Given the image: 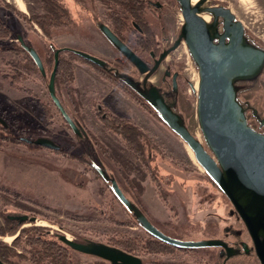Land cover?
Returning <instances> with one entry per match:
<instances>
[{
    "label": "rangeland",
    "instance_id": "rangeland-1",
    "mask_svg": "<svg viewBox=\"0 0 264 264\" xmlns=\"http://www.w3.org/2000/svg\"><path fill=\"white\" fill-rule=\"evenodd\" d=\"M5 1L12 8L5 7L0 0V22L10 29V35L0 36V117L8 124L7 132L1 130L3 126L0 124V232H4L0 240L11 246L19 239L22 230L40 227L50 230L52 238L58 232L72 240L86 239L111 244L118 239L130 238L145 244L151 238L149 234L138 225L116 199L109 185L85 161L92 157L88 150L89 142L79 139L72 132L52 102L47 88L51 70L48 69L46 78L35 71L29 72L27 78L21 79L19 83L13 81L15 71L29 65L25 54L10 50L19 44V34L38 51L42 60L53 58L54 54L50 50L53 44L55 48L86 51L111 64L127 68V64L97 26L100 22L111 27V6L104 5L100 0L81 4L75 0H65L76 25L54 29L52 38L47 39L38 26L34 25L32 30L29 23L15 11L27 16L41 14L43 10L38 0H21L28 9L26 12L18 8L15 0ZM147 1L164 6L157 12L151 8L150 13L146 10L148 27L159 39L164 36L168 41L175 40L183 23L177 0ZM211 1L230 7L247 32L264 46V0ZM116 10L122 17H127V26L136 30L125 10L118 6ZM122 35L133 39L130 30L123 31ZM61 57L72 67L71 89L78 104V112L74 111L76 107L70 101V91L67 95L56 87L58 97L71 117L102 145L110 148L121 164L125 165L127 160L134 161V157L122 139L111 133L109 125L102 122L97 113L98 106L119 119L134 123L157 144L160 152L152 160V167L160 180L154 182L144 167H141V172L145 174L143 180L137 178L136 173L128 171L130 178L135 180L134 193L126 186L118 167L108 163L102 156L106 169L115 176L126 195L138 204L155 226L182 241L220 239L231 244L239 240L250 244L243 223L230 201L211 181L190 153L192 150L179 136L146 104L107 74L72 53L63 52ZM168 62L179 65L174 67L182 74L179 81L182 110L189 129L195 135L197 132L203 141L196 118L197 89L194 87L199 75L187 46L183 43L167 59ZM166 68L163 66L157 72L154 76L156 79L153 77L154 84L159 83ZM239 85L241 91L255 89L257 94L254 100L259 106L264 105V71L258 78L243 81ZM251 96L248 93L247 98ZM243 98L239 95V99ZM22 137L31 140L50 138L62 147V151L56 152L20 141ZM135 164L139 163L135 161ZM141 188L144 189L142 193ZM16 215L36 217L37 221H28L19 226L18 222L9 219ZM41 222L46 225L39 224ZM9 237L12 239L9 240ZM21 241L17 242L16 251L28 254L29 247ZM219 250L208 247L183 251L168 247L156 252L146 251L142 259L145 264H219ZM73 257L77 264L97 261L75 251ZM28 258H16L15 261L31 264ZM227 264L259 262L255 254L241 252L228 260Z\"/></svg>",
    "mask_w": 264,
    "mask_h": 264
},
{
    "label": "water",
    "instance_id": "water-1",
    "mask_svg": "<svg viewBox=\"0 0 264 264\" xmlns=\"http://www.w3.org/2000/svg\"><path fill=\"white\" fill-rule=\"evenodd\" d=\"M206 1L200 0L192 4L191 0H177L183 17L179 36L170 48L161 53L153 67L148 66L107 24L99 22L97 26L101 34L144 77L143 81L137 78L134 81L132 77L125 76L130 81L129 85L146 100L161 121L188 145L198 164L230 201L243 223L250 244L239 240L242 247L237 248L238 243L231 244L220 239L182 241L173 238L150 221L105 166L94 167L138 225L155 239L179 249L219 248V264H227L228 260L241 252L255 254L258 262L264 264V133L249 123L245 106L239 99L242 87L237 84L254 80L262 74L264 50L247 42L245 26L230 7H206ZM204 15H211L213 21L209 23ZM221 18L223 33L219 29ZM17 40L32 58L42 77L46 78L48 74L38 51L28 45L22 35H17ZM183 43L198 70L196 118L203 141L189 129L185 115L176 111L175 105L172 107L168 104L157 84L152 82L163 67V61ZM51 48L55 61L47 84L49 96L73 133L83 140L84 130L66 111L57 95L59 56L62 52L69 51L104 70L112 69L107 60L95 54L73 48H55L53 45ZM176 77L177 75L174 76V92L178 90ZM0 124L8 128L1 117ZM20 141L56 152L62 151V147L50 138L31 140L22 137ZM9 219L20 225L37 221L36 217L28 215H16ZM58 238L75 252L109 264H145L141 257L103 242H78L65 234H58Z\"/></svg>",
    "mask_w": 264,
    "mask_h": 264
},
{
    "label": "trees",
    "instance_id": "trees-1",
    "mask_svg": "<svg viewBox=\"0 0 264 264\" xmlns=\"http://www.w3.org/2000/svg\"><path fill=\"white\" fill-rule=\"evenodd\" d=\"M38 1L43 10V13L41 14L27 16L22 12L20 11L18 12V10H15L20 16H22L29 23L32 30L34 29V25H36L42 31L44 37H46L47 39H51L53 36L54 29L74 27L76 25L75 19L73 17V13L71 12L65 0H38ZM75 1L81 4L82 2L85 3L87 1H94V0H75ZM100 1L106 6H111L109 8H112V13L110 15V18L112 21L111 28L114 30V32H116L119 36H121L123 40L127 41V43L133 42L134 40L133 39L130 40L129 38L124 37V35H122L123 31L130 30L133 37L135 38L139 37V34L136 30H133L131 29L130 26H127L126 24L127 17H122L119 14L120 12L116 10V6H118L120 9L125 10V12L128 14V17L131 18L133 22L140 25L145 30V32L148 33V37H146L147 40H144V42L146 47H151V45L154 43V34L156 33L152 31L151 28L148 27V25L146 24L147 21L145 19V13L147 8L146 7L147 0H100ZM1 2L5 5V7L9 9L12 8L11 4L7 3L5 0H1ZM5 35H10V29L4 26L0 22V36H5ZM139 38H141L142 40L145 39L142 38V36ZM51 45H50V50L53 53V49L51 48ZM10 50H14L17 53L25 54L27 56V61L29 60V65L23 67L22 70L20 69L15 71L13 81L16 80L19 83L21 79L25 80L27 78L29 72H35V71L40 72L38 67L32 60V58L21 47L20 44H17V46L13 47L12 49L10 48ZM43 63L46 72H48V69L52 71L54 66V55L53 58L49 57L48 59H43ZM90 64L96 67L97 69H99L102 73L107 74L102 68L92 63ZM72 80H73L72 67L65 59L60 58L59 66L56 74V87H58L60 91H64L65 93H67V95L69 94L68 91L71 92V95L69 94V96L72 98L70 101L72 103V106L74 108L76 107V110L74 111L78 112L77 110L78 104L75 98L72 96V92H73L71 89ZM123 88L126 89L125 87ZM147 108L150 109L160 119V117L154 112V110L149 105H147ZM115 122H116L115 124L114 123L112 124L107 123V124L111 126L113 131L117 132L122 136L128 147L130 148L132 155L134 156L135 159H137L139 164L138 166H136L134 165L133 161L130 160H127L125 162V165L121 164L120 161L115 160L114 162V160H112V157H109L108 151L106 152V149H104V147L102 149V153L106 156L108 155V157L111 158L113 164L116 167H118V169L120 170L119 174L122 176L123 181L125 182L128 189L133 193L136 187V185H133L135 183V180L130 178L128 171H132L136 173L137 178H141L140 180H143L145 179V174L144 171L141 172L142 170L141 167H144V170L147 169L153 181L158 183L160 178L155 173L152 167V160L155 158V155L160 152L158 147L154 144L153 140L134 123L130 121H126V120L122 121L118 119H116ZM2 129L4 132L8 131L7 128L5 127H2L1 130ZM85 161L88 163L87 160ZM142 192H144L143 188H141V193ZM18 225L21 226L20 224ZM49 233L50 230L48 229H44L40 227H32L22 230L21 236L16 242H14V245L9 246L8 244L0 240V262H3L5 264H20L19 262L15 261L16 258H19L21 260H23L24 258L26 260V258L29 257L28 260H30L31 264H77L73 257L74 250H72L69 246H67L66 244H64L59 240L58 238L59 233L58 232L55 233L53 238L50 237ZM0 235L4 236V232H0ZM46 236H48L49 238H47ZM149 236L151 238L145 244H143L142 242L136 239L122 238L116 240V242L111 243L109 245L123 249L129 254L141 258H143L144 254H146V251L156 252V251H160L163 248H168V247L183 251H193L190 249L176 248L174 246H171L169 244H166L164 242L155 239L151 235ZM23 237L25 238L23 241H21ZM75 240L78 242L87 241L86 239H75ZM20 241L23 242L25 246L29 247L28 254L23 252L19 254L16 251L15 246L17 242L19 243ZM24 250H26L25 247ZM89 264H109V263L97 259V261L91 262Z\"/></svg>",
    "mask_w": 264,
    "mask_h": 264
},
{
    "label": "flooded vegetation",
    "instance_id": "flooded-vegetation-1",
    "mask_svg": "<svg viewBox=\"0 0 264 264\" xmlns=\"http://www.w3.org/2000/svg\"><path fill=\"white\" fill-rule=\"evenodd\" d=\"M148 6V7H147ZM204 6L206 7H219V6H225L227 7L226 5H223V4H219V3H215L211 0H207L205 3H204ZM146 10L149 11L150 8L152 9V11H155L157 12L158 10H161L164 6L163 4L161 3H155V2H152V1H146ZM20 9V8H19ZM21 10V9H20ZM22 11V10H21ZM23 12H26V11H23ZM150 13V11H149ZM145 16H146V13H145ZM210 17V19L208 20L209 23H211L213 21V17L211 15H208ZM204 17V16H203ZM109 26V25H108ZM133 26L134 28H136L138 34H139V37L142 36V38H145V39H141L139 37H133V42H130V43H127V41L123 40V38L121 36H119L116 32H113L120 37V39H122L148 66L150 67H153L156 63V61L160 58V55L162 52H164L166 49L170 48L174 42L176 41V39L178 38H175V40L173 39L172 41H168L164 38V36H160V39L157 37V34H154V43L151 45V47H146L145 45V42L144 40H147L146 37H148V33L145 32V30L140 26L138 25L137 23L133 22ZM219 29H220V33H223V19L221 18L219 20ZM181 30V28H180ZM180 33V31H179ZM245 37L247 39V42L249 44H252V45H255L261 49L264 50V46L259 42L257 41L255 38H253L246 30L245 28ZM105 38V37H104ZM135 38V39H134ZM106 39V38H105ZM107 40V39H106ZM228 42V40H226ZM107 42L112 46V48L114 49V51L122 58V60L127 64V68H122L121 66L119 65H114V64H111L110 62H108L110 64V68L112 69V71H108V70H104L113 80L116 81V83L119 84L120 82V86L123 88L125 87L128 91H130L132 93V95H134L138 100H140L143 104H147L149 105L146 100L137 92L135 91L130 85H129V80L127 77H132L133 80L135 81L134 78H137V80H144V77H141V75L138 73L137 69L134 67V65H132L122 54H120L114 47L113 45L107 40ZM215 42L217 43L218 40H215ZM131 45V46H130ZM65 52H69V51H65ZM63 53V52H62ZM61 53V54H62ZM69 53H72V52H69ZM175 52L171 53L164 61L163 63L161 64V66H167V68L165 69V71L163 72V74L161 75L160 77V80H159V83L157 84L158 88L161 90L165 100L168 102V104H170L172 107L173 105H175L176 107V111L180 112V113H183V110H182V101H181V98H180V79L182 78V74H181V71L177 68H175L174 66H179V65H175L173 62H167V59L173 55ZM54 54V52H53ZM61 54L59 56V61H60V58L61 57ZM74 54V53H72ZM75 55V54H74ZM77 56V55H75ZM79 57V56H78ZM191 57V56H190ZM81 58V57H80ZM55 61V60H54ZM194 66H196L194 63H193ZM177 75L176 77V81H177V85H178V90L177 92H174V88H173V85H174V76ZM127 76V77H125ZM241 83V82H240ZM239 83V84H240ZM238 84V83H237ZM238 84V85H239ZM123 85V86H122ZM240 86V85H239ZM141 88H145L144 86H141ZM248 93H250L251 95H253V97L251 96L249 99L247 98V95ZM256 94H257V91L255 89H248V90H244V91H240L239 92V95L243 98L242 100L240 99V102L244 104L245 106V109H246V113H247V116H248V121L249 123L254 126L258 131L264 133V126H262V121L264 120V105L263 106H259L257 104V101L254 100V98H256ZM62 102V101H61ZM63 104V103H62ZM150 106V105H149ZM151 107V106H150ZM152 108V107H151ZM66 109V108H65ZM58 110V109H57ZM155 112V111H154ZM97 113L100 114L101 116V120L103 123L107 124H112V123H116L115 120L118 119V120H124V119H119L116 115H113V114H109L107 113L104 108L102 106H98V110H97ZM185 114V113H183ZM261 114V116H260ZM64 119V118H63ZM65 121V120H64ZM66 122V121H65ZM78 125L80 127H82V129L84 130V133H83V137L82 139L89 142V147H88V150L90 151V154H92V157L91 155H87L89 157H91V159H85L88 161V165L92 168V170L94 172L97 173L98 176H100V178L103 180V178L101 177V175L99 174L98 170L94 167L95 165H103L105 166V163H104V160H102V156L103 158H106L105 160L108 162V163H112V160H115L116 161H119L116 156L114 155L115 153H113V151L110 149V148H107L106 146L102 145L101 142L98 141V139L91 133H88V131L84 128V126H82L79 122H77ZM67 124V123H66ZM68 125V124H67ZM69 126V125H68ZM70 128V127H69ZM142 130V129H141ZM109 131L111 133H113L114 135H117L118 137H120L122 139V141L124 142V145L125 147L130 151V148L128 147V145L126 144V142L124 141V139L122 138V136L120 134H118L117 132L113 131V129L111 128V126H109ZM143 131V130H142ZM73 132V131H72ZM86 133V134H85ZM145 133V132H144ZM146 134V133H145ZM152 139V138H151ZM153 140V139H152ZM154 142V140H153ZM154 144L157 146V144L154 142ZM106 149V152L108 151V155L109 157H112V160L111 158L108 157V155H104L102 153V149ZM131 152V151H130ZM94 157V158H93ZM134 157V156H133ZM135 161H137V159L134 158V165L135 164ZM139 163V162H138ZM138 166V165H136ZM118 172L120 173V170H118ZM221 192V191H220ZM15 221V220H13ZM17 222V221H16ZM238 243V247L237 248H240L242 247L240 243V241L236 242ZM232 246V245H231ZM220 251V250H219ZM219 256V252L217 254V258ZM214 264H218L217 263H214ZM260 264V263H259Z\"/></svg>",
    "mask_w": 264,
    "mask_h": 264
},
{
    "label": "bare ground",
    "instance_id": "bare-ground-1",
    "mask_svg": "<svg viewBox=\"0 0 264 264\" xmlns=\"http://www.w3.org/2000/svg\"><path fill=\"white\" fill-rule=\"evenodd\" d=\"M200 0H191V2H192V4H196L197 2H199ZM15 3L17 4V6H18V8H20L22 11H26V6H25V4H24V2H22L21 0H15ZM28 10V9H27ZM239 14V13H238ZM204 18L208 21L209 19H210V17L208 16V15H204ZM191 73V72H190ZM154 79H156V77H154ZM153 79V80H154ZM198 84H199V78H197L196 79V82H194V87H195V89H197L198 88ZM196 136H198V137H200V135H198L197 134V132H196ZM191 151V150H190ZM192 155H194L193 153H192V151L190 152ZM39 224H41V225H43V226H45L46 224L44 223V222H41V223H39ZM12 239V237H9V240H11ZM6 241H8V238H6L5 239Z\"/></svg>",
    "mask_w": 264,
    "mask_h": 264
}]
</instances>
